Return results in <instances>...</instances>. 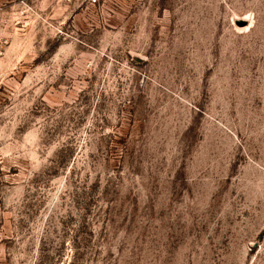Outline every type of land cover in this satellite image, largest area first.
I'll return each instance as SVG.
<instances>
[{"label": "rangeland", "instance_id": "obj_1", "mask_svg": "<svg viewBox=\"0 0 264 264\" xmlns=\"http://www.w3.org/2000/svg\"><path fill=\"white\" fill-rule=\"evenodd\" d=\"M0 264H264V0H0Z\"/></svg>", "mask_w": 264, "mask_h": 264}]
</instances>
